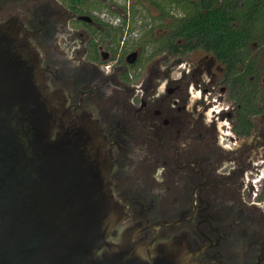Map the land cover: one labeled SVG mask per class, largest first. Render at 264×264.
I'll use <instances>...</instances> for the list:
<instances>
[{
    "label": "flooded vegetation",
    "instance_id": "obj_1",
    "mask_svg": "<svg viewBox=\"0 0 264 264\" xmlns=\"http://www.w3.org/2000/svg\"><path fill=\"white\" fill-rule=\"evenodd\" d=\"M125 11L114 0H0V21L16 17L32 32L66 105L98 107L111 191L125 209L109 239L135 226L152 245L182 236L202 264H264L263 45L197 58L180 39L169 50L166 27L144 34L154 43L144 56L142 43L123 46Z\"/></svg>",
    "mask_w": 264,
    "mask_h": 264
},
{
    "label": "water",
    "instance_id": "obj_2",
    "mask_svg": "<svg viewBox=\"0 0 264 264\" xmlns=\"http://www.w3.org/2000/svg\"><path fill=\"white\" fill-rule=\"evenodd\" d=\"M31 34L0 21V264H202L182 236L152 245L131 226L109 239L125 209L99 123L50 87Z\"/></svg>",
    "mask_w": 264,
    "mask_h": 264
},
{
    "label": "trees",
    "instance_id": "obj_3",
    "mask_svg": "<svg viewBox=\"0 0 264 264\" xmlns=\"http://www.w3.org/2000/svg\"><path fill=\"white\" fill-rule=\"evenodd\" d=\"M149 2L170 17L169 50L177 49V39L184 50L214 51L223 60L236 51L249 50L252 41L264 50V10L256 9V0H167V9L162 1ZM257 98L264 100V91Z\"/></svg>",
    "mask_w": 264,
    "mask_h": 264
},
{
    "label": "rangeland",
    "instance_id": "obj_4",
    "mask_svg": "<svg viewBox=\"0 0 264 264\" xmlns=\"http://www.w3.org/2000/svg\"><path fill=\"white\" fill-rule=\"evenodd\" d=\"M162 1V4L165 6V9H167L166 2L167 0H159ZM114 2L118 3L120 6H125V17L128 19V22L126 20V24L124 27L125 33V42L123 46L125 48H131L132 44L134 42H139L144 44V56H147V54L152 50L154 47L153 40L149 41V39L144 40V34L148 36H157L162 33V31L167 27L170 23V17L169 16H163L160 10L154 5L149 2V0H114ZM165 2V3H164ZM127 5H130V9L126 7ZM177 13H179V8H174ZM174 11V10H172ZM174 11V12H175ZM103 12H106L103 10ZM123 12V10L121 11ZM117 20V16H114ZM119 18H122V16L119 15ZM128 23V27H127ZM146 31V32H145ZM149 31V32H147ZM124 34V32H123ZM144 40V41H143ZM203 51L201 49L195 51L192 54V57H202ZM173 75H176L173 73ZM142 77L139 76V79ZM138 79V80H139ZM196 96H199V92L194 93ZM92 114V117L97 119L99 113H98V107L92 106L89 108ZM264 184V183H263ZM127 222V221H126ZM125 223H121L116 227L117 236L119 237L120 232L125 226Z\"/></svg>",
    "mask_w": 264,
    "mask_h": 264
}]
</instances>
